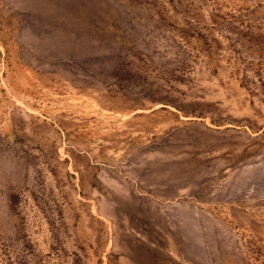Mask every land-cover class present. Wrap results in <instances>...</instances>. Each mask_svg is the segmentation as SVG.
Returning a JSON list of instances; mask_svg holds the SVG:
<instances>
[{"label": "rangeland", "instance_id": "rangeland-1", "mask_svg": "<svg viewBox=\"0 0 264 264\" xmlns=\"http://www.w3.org/2000/svg\"><path fill=\"white\" fill-rule=\"evenodd\" d=\"M0 264H264V0H0Z\"/></svg>", "mask_w": 264, "mask_h": 264}]
</instances>
